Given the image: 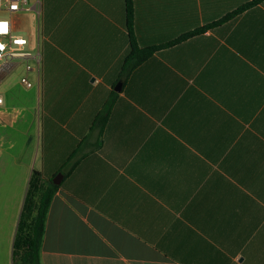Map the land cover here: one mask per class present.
Returning a JSON list of instances; mask_svg holds the SVG:
<instances>
[{"label":"crops","instance_id":"1","mask_svg":"<svg viewBox=\"0 0 264 264\" xmlns=\"http://www.w3.org/2000/svg\"><path fill=\"white\" fill-rule=\"evenodd\" d=\"M131 1L133 34L145 47L251 0ZM38 2L28 46L39 63L27 70L36 73L42 118L35 170L45 180L62 173L40 264H264V0L154 51L124 81L125 0ZM112 91L96 147L90 126ZM0 94V120L22 126L20 136L3 132L0 144L16 148L10 163L26 171L13 241L33 170L24 135L34 95L10 112Z\"/></svg>","mask_w":264,"mask_h":264},{"label":"trees","instance_id":"2","mask_svg":"<svg viewBox=\"0 0 264 264\" xmlns=\"http://www.w3.org/2000/svg\"><path fill=\"white\" fill-rule=\"evenodd\" d=\"M262 0H251L239 6L237 9L227 13L222 18L206 24L204 26L195 28L188 32L181 34L179 37L158 45H151L139 47L132 30V1L125 0V14H126V27L128 31L129 49L122 59V64L119 72V79L124 81L130 72L139 65L142 61L148 58L152 53L160 48L167 47L183 39H186L195 34H200L217 25L228 18H231L247 7H250ZM116 97V92L112 91L105 103L98 111L90 126V130H96L97 141L96 147L100 145V137L108 119L111 107ZM87 137H84L75 150L67 158L66 163L74 158L80 147ZM58 185L53 184L51 179L45 180L40 172L33 169L31 171L22 208L19 214V219L16 225L11 249V264H40V246L41 239L44 231V223L48 210L50 200Z\"/></svg>","mask_w":264,"mask_h":264},{"label":"rangeland","instance_id":"3","mask_svg":"<svg viewBox=\"0 0 264 264\" xmlns=\"http://www.w3.org/2000/svg\"><path fill=\"white\" fill-rule=\"evenodd\" d=\"M31 0H28L27 6H30ZM27 17V19L25 18ZM17 28L20 33L27 36L33 45L36 42V15L31 11L22 12L16 19ZM31 66H34L33 61H28ZM26 77L31 86L27 87L21 82V78ZM117 84V83H116ZM116 86V85H115ZM115 86L113 89L115 90ZM36 73L34 70L27 71L25 69V62L20 61L6 76L2 84H0V90L4 92L6 97V105L10 112H17V107L20 104L19 100L25 98L29 92L33 95V108L30 123L25 124L28 127L27 132L24 136L28 135L29 140H32V152L33 159L30 160V167L35 169L39 160L42 144V118L37 105L36 96ZM29 97V95L27 96ZM19 102V103H18ZM1 117V116H0ZM5 121V120H4ZM0 120V137L1 134H8L13 137L21 135V124L19 121L12 124ZM2 124V125H1ZM12 126V127H9ZM14 129L18 130V132ZM20 140V138H19ZM4 150L0 149V264H11V249H12V228L13 221L15 219L13 214V203L17 194L21 189V182L23 185V177L25 176V167L23 168L15 164H11L10 155H17L19 152L12 149L9 144L5 145ZM31 150L24 151V158L26 155H30ZM60 173V172H58ZM62 174V173H61ZM26 186V184H25Z\"/></svg>","mask_w":264,"mask_h":264},{"label":"built area","instance_id":"4","mask_svg":"<svg viewBox=\"0 0 264 264\" xmlns=\"http://www.w3.org/2000/svg\"><path fill=\"white\" fill-rule=\"evenodd\" d=\"M28 0H0V82L20 61L25 62V69L30 70L27 60H32L37 66L39 54L31 51L28 46V37L19 32L16 19L24 11L38 13L39 2L34 1L27 6ZM21 82L30 87L31 83L26 77ZM3 97L0 94V105Z\"/></svg>","mask_w":264,"mask_h":264},{"label":"water","instance_id":"5","mask_svg":"<svg viewBox=\"0 0 264 264\" xmlns=\"http://www.w3.org/2000/svg\"><path fill=\"white\" fill-rule=\"evenodd\" d=\"M120 88V82H118L115 86V91H118ZM61 177H62V174L61 173H58L56 174L51 180L53 182V184H59L60 180H61Z\"/></svg>","mask_w":264,"mask_h":264}]
</instances>
